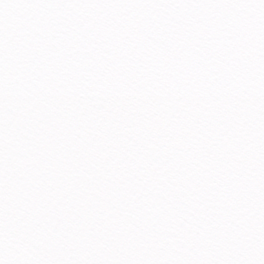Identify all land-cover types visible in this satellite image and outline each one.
<instances>
[{"label": "snow or ice", "instance_id": "obj_1", "mask_svg": "<svg viewBox=\"0 0 264 264\" xmlns=\"http://www.w3.org/2000/svg\"><path fill=\"white\" fill-rule=\"evenodd\" d=\"M0 264H264V0H0Z\"/></svg>", "mask_w": 264, "mask_h": 264}]
</instances>
